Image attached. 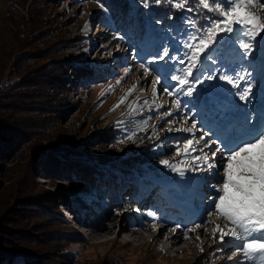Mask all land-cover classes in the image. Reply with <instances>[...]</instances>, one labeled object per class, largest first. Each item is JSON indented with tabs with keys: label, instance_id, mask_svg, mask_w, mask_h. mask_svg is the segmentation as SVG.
Instances as JSON below:
<instances>
[{
	"label": "rangeland",
	"instance_id": "1",
	"mask_svg": "<svg viewBox=\"0 0 264 264\" xmlns=\"http://www.w3.org/2000/svg\"><path fill=\"white\" fill-rule=\"evenodd\" d=\"M101 4V0H0V85L7 87L0 90V112L4 117L12 113L26 130L15 153L0 156V228H7L12 247L21 248L12 257L8 253L6 259H12L6 264H233L239 254L227 246L217 251L221 246L219 234L213 238L215 223L200 229L184 223L176 194L195 201L188 190L189 177H200L204 171H188L181 177L169 169L159 177L149 173L140 184L123 182L120 195L126 203L101 226L92 223V210L103 201L97 186L103 178L101 168L131 155L126 147L130 133L123 128L126 120L138 116L133 124L152 127L163 159L175 163L182 159L175 155L178 141L192 134L168 129L190 127L189 117L197 113L195 108L188 112L191 105L174 109V97L159 86L153 96L154 78L144 76L140 68L144 59H151L152 30L171 36L177 28L190 31L188 25L150 23L148 35L129 36L103 17L107 7ZM247 71L257 81L264 77L259 63ZM56 74L64 82L57 89L48 88ZM208 83L215 81L205 87ZM169 111L172 115H165ZM106 180L119 184L116 178ZM201 197L202 193L198 203L185 205L195 209L200 200L206 202ZM147 209L153 218L146 217ZM205 211L209 216L211 209ZM156 217L164 224L173 219L178 236H185L181 230L190 232L180 248L193 237H199L197 243L185 252L159 251L150 242L157 236ZM220 222L221 227L227 224L222 218ZM159 234L166 237L172 231L166 228Z\"/></svg>",
	"mask_w": 264,
	"mask_h": 264
},
{
	"label": "snow or ice",
	"instance_id": "2",
	"mask_svg": "<svg viewBox=\"0 0 264 264\" xmlns=\"http://www.w3.org/2000/svg\"><path fill=\"white\" fill-rule=\"evenodd\" d=\"M141 3L149 7V0ZM151 3H168L196 14L185 21L190 31L177 28L176 35L169 36L152 30L151 59L140 64L143 75L154 78L153 96L159 86L174 97V109L188 105L192 106L189 113L197 109L196 115L189 117L193 121L190 127L168 129L192 134L176 145L175 155L182 159L175 163L162 159L160 163L181 177L188 171L207 169V177H189V181L204 183L211 189L203 197L209 202V216L227 222L224 227L216 224L212 228L214 240L219 234L221 247L217 251H223L225 246L232 248L239 254L233 264H264V77L257 81L247 71L256 63L264 71V0ZM133 50L139 57L140 52ZM212 81L215 83L205 87L206 82ZM123 102L121 98L120 103ZM165 115L171 116L172 112ZM189 118L184 119V124ZM196 132H200L199 137ZM135 136L132 132L127 139L132 141ZM195 152L200 154L193 155Z\"/></svg>",
	"mask_w": 264,
	"mask_h": 264
},
{
	"label": "trees",
	"instance_id": "3",
	"mask_svg": "<svg viewBox=\"0 0 264 264\" xmlns=\"http://www.w3.org/2000/svg\"><path fill=\"white\" fill-rule=\"evenodd\" d=\"M101 2L107 7L103 17L106 18L109 23L113 24L118 31H121L129 36H142L143 34L148 35L150 33V23L154 25H163L164 27L178 25L184 28L187 26L185 23L186 19L192 18L196 15L186 10H178L174 7H170L168 3H162L159 5L152 4L151 0H149V7H144L141 0H101ZM192 6L195 7V4ZM169 15L172 16V19L168 18ZM157 20L162 21V23L157 24ZM197 22L200 21L197 19ZM144 29L145 31H143ZM49 81L50 84L48 85V88L57 89L60 87L61 83L64 82V79L62 76H59V74H56L50 78ZM1 89L7 90V87L0 85V90ZM134 117L135 118L127 119L126 125L123 127L128 128L127 132L130 134L132 132L136 133L134 140H128L126 144V147L130 150L131 154L129 156V160L126 159L123 162L118 160L113 162V164L108 167L104 166L101 168V175H103V178L98 181L99 184H97V186L102 189L100 193L102 194L104 202H101L97 211L92 210V214H94V220L92 223L95 226H101L106 219L111 217V213L116 207L126 203L120 195V186H122L123 182H135L140 184L143 177H150L149 173L153 174V176L166 175L170 173L166 166L160 167L158 165L163 159L165 153L162 149H157V133L152 127L146 128L143 126L142 122H136L133 124V119H139L138 116ZM19 123L18 119L13 116L12 113H9L6 117H4L0 112V156L5 155L9 158L15 153L13 152V149H16V146L20 144L22 137L26 133V130L22 129ZM153 133H155V135H153ZM25 142H27V140ZM21 147L22 146L20 145L17 149L21 150ZM47 153L54 156L51 152ZM104 157V160L109 159L107 158L109 156ZM115 158H118V156H115ZM121 163L125 165L120 167ZM94 166L97 167L96 164ZM49 176L52 177V175ZM123 177L126 178L125 181ZM114 178H116V180L119 179V184H117ZM106 179H112L115 183L108 184ZM105 188L108 192H105ZM6 230L7 228L5 226H3V229L0 228L1 264H6L8 260L12 259H6L9 255L8 253H10L12 257L14 253H19L21 250V248L12 247L13 241L6 236ZM25 263V261H16L15 264ZM11 264H14V262Z\"/></svg>",
	"mask_w": 264,
	"mask_h": 264
},
{
	"label": "bare ground",
	"instance_id": "4",
	"mask_svg": "<svg viewBox=\"0 0 264 264\" xmlns=\"http://www.w3.org/2000/svg\"><path fill=\"white\" fill-rule=\"evenodd\" d=\"M198 133H200V132H198ZM206 139H208V137H206ZM202 144H203V141L201 142V145ZM204 151L205 152H209V154H210V150L209 149H205ZM203 175H204V173L202 174V176ZM199 184H200V186L203 185V183H199ZM201 201L202 200H200V202H199L200 205L195 207L196 210H198V208L200 209L199 210L200 212L198 211L197 215L195 213L193 215V212H195L194 208H188L187 210L183 211V216H186V218H185L186 220H185L184 223H186V225L191 224L195 228H197L196 227L197 224L201 225V227H203L204 224H205L204 226H207L208 224H211L210 221H215V224H220L221 223L220 219H217L214 215L211 216V217L210 216L206 217V214L208 215V213H206L205 210H207L208 207H207V204H206L205 201L204 202H201ZM191 214L193 215L192 217H190ZM156 219H157V217H156ZM173 223H174L173 219H171L167 224H164V226L162 228L158 229V231L156 232L157 236L153 237L151 239V241H150L151 244H153L154 246H158L159 247V251H162L165 248L164 254L168 253L171 250H174L176 252H185V250L188 247H192V245H194L198 241V238H194L193 237V240H191L189 243H187V245L185 247H181L180 248L185 236H178L177 233H178L179 230H178V228H174L173 227L174 226ZM182 226L184 227L185 225L183 224ZM201 227H199L198 229H200ZM166 228L171 230L172 234H170L169 236H166V237L163 236L162 234H159L160 232L166 230ZM172 229H175V231H173ZM198 229H196V231ZM181 231H183L184 234H187V235L190 234V232L187 231V230H181ZM165 244H168L167 247H165Z\"/></svg>",
	"mask_w": 264,
	"mask_h": 264
}]
</instances>
